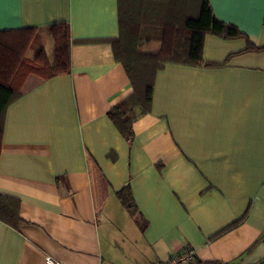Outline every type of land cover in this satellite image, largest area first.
Here are the masks:
<instances>
[{
    "label": "crops",
    "instance_id": "obj_1",
    "mask_svg": "<svg viewBox=\"0 0 264 264\" xmlns=\"http://www.w3.org/2000/svg\"><path fill=\"white\" fill-rule=\"evenodd\" d=\"M209 4L262 49L205 34L203 59L225 64L166 63L128 143L106 114L132 91L104 41L118 34V0H3L0 30L66 22L72 42L71 71L29 74L6 108L0 193L19 200L21 221H0V264H152L182 249L264 262V0ZM126 185L134 212L115 194Z\"/></svg>",
    "mask_w": 264,
    "mask_h": 264
},
{
    "label": "trees",
    "instance_id": "obj_2",
    "mask_svg": "<svg viewBox=\"0 0 264 264\" xmlns=\"http://www.w3.org/2000/svg\"><path fill=\"white\" fill-rule=\"evenodd\" d=\"M47 30L53 42L52 56L49 59L40 47L32 60L25 52L36 35L35 27L0 30V147L6 108L22 95L27 76L48 79L71 71L69 25L55 22ZM207 33L226 39L245 37V50L262 49L253 46L236 25L218 20L209 0H118V34L104 41L110 45L112 58L122 65L132 91L110 106L106 114L128 143L134 137V121L150 111L156 72L166 63L206 67L225 64L203 59ZM115 194L128 211L136 210L129 185ZM249 209L250 205L240 219L212 238L243 222ZM0 221L13 227L21 221L16 197L0 193ZM193 264L228 263L195 260Z\"/></svg>",
    "mask_w": 264,
    "mask_h": 264
},
{
    "label": "built area",
    "instance_id": "obj_3",
    "mask_svg": "<svg viewBox=\"0 0 264 264\" xmlns=\"http://www.w3.org/2000/svg\"><path fill=\"white\" fill-rule=\"evenodd\" d=\"M194 251L192 249H182L178 252L171 253L169 257L165 260L156 261L152 264H193ZM45 264H62L53 257L46 255L44 258Z\"/></svg>",
    "mask_w": 264,
    "mask_h": 264
},
{
    "label": "rangeland",
    "instance_id": "obj_4",
    "mask_svg": "<svg viewBox=\"0 0 264 264\" xmlns=\"http://www.w3.org/2000/svg\"><path fill=\"white\" fill-rule=\"evenodd\" d=\"M45 49L48 58L50 59L52 56V50H53V42L52 39L49 35V33H39V36H35L32 40V42L29 44L25 56L28 59H33L35 56L38 48L42 47Z\"/></svg>",
    "mask_w": 264,
    "mask_h": 264
},
{
    "label": "snow or ice",
    "instance_id": "obj_5",
    "mask_svg": "<svg viewBox=\"0 0 264 264\" xmlns=\"http://www.w3.org/2000/svg\"><path fill=\"white\" fill-rule=\"evenodd\" d=\"M227 2L229 3H235V4H241V3H245L246 0H227ZM3 0H0V5H2Z\"/></svg>",
    "mask_w": 264,
    "mask_h": 264
}]
</instances>
